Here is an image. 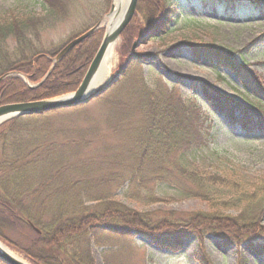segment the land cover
Instances as JSON below:
<instances>
[{"label":"trees","instance_id":"obj_1","mask_svg":"<svg viewBox=\"0 0 264 264\" xmlns=\"http://www.w3.org/2000/svg\"><path fill=\"white\" fill-rule=\"evenodd\" d=\"M56 2L43 0L45 14L40 18L27 15L0 20V76L17 72L38 83L49 71L52 57L61 48L38 50L32 36L35 29L56 20ZM204 6L218 17L228 7L234 8L228 12L233 19L264 15V0H138L132 20L120 35L126 49L130 48L128 55L133 41L155 22V33H161L171 24L175 27L180 19L193 20L191 7L198 11ZM93 35L69 50L35 87L27 88L17 76L4 78L0 82V105L75 90L97 50L99 42ZM192 49L197 59L212 65L216 72L221 67L230 72L241 86L242 93L234 88L235 93L247 104L199 81H193L196 85L190 90L200 83L202 99L222 114L227 125L264 134V86L247 68L244 56L207 44H192ZM133 55L131 62L142 59L134 51ZM145 86L143 81L142 94L133 97L135 101L126 98L128 101L121 100L122 104L113 105L109 111L112 132L125 133L130 140L126 138L123 150L112 148L103 158L105 169L98 179L102 183L90 177L87 167L72 166L63 151L51 148L52 136L69 131L41 122L50 113L19 116L0 125L1 241L32 264H94L91 244L102 248L103 264H114L126 249L134 247L135 236L175 251L189 238L201 248L207 236L226 234L223 242L240 241L264 256V180L245 176L229 161L227 150H223L220 165L199 167L196 159L205 149L217 157V148L210 147L213 125L200 124L188 113L178 115L165 106V95H169L166 88L156 93ZM191 95V99L198 97ZM163 186L180 198L204 201L209 209L186 216L159 215L136 211L112 198L124 187L127 198L154 203L161 200L158 189ZM236 207L239 211H232ZM199 260L207 264L203 258Z\"/></svg>","mask_w":264,"mask_h":264},{"label":"rangeland","instance_id":"obj_2","mask_svg":"<svg viewBox=\"0 0 264 264\" xmlns=\"http://www.w3.org/2000/svg\"><path fill=\"white\" fill-rule=\"evenodd\" d=\"M42 1L0 0V20L2 22L12 16L22 18L27 15L40 18L45 14ZM60 3H63L62 8L59 7ZM111 4L113 0H62L61 2L57 0L55 10L58 9L59 12L56 20L47 27L35 29L36 32L32 36L35 48L45 52L54 51L100 22L99 28L93 35L99 46L106 29L101 23L110 14ZM233 11V7H228L223 10V16L218 17L215 11L205 6L198 11L191 7L189 12L193 20L180 19L175 27L171 24L161 33H155L158 22L151 25L143 32L146 38L134 49V53L142 59L139 60L140 62H131L115 85L85 105L55 111L42 118L41 122L48 124L50 128H63L69 131L66 135L52 136L49 139L51 148L55 151H63L72 166L87 167L90 170V177L97 179L96 183H102L99 180L103 177V169H105L103 158L112 152V148L116 151L123 150L125 148L123 144L127 143L126 138L129 139L125 133L118 135L112 132L108 122L109 111L113 105L122 104L121 100L128 101L126 98L132 97L135 101L133 97L142 94L144 81L147 88L156 93L167 89L169 95H165L167 104L165 106L173 112L178 115L188 113L192 118H197L199 123L213 125L211 132L214 137L210 147L217 148V157L212 156L210 150L205 149L202 156L196 159L199 167L207 168L209 163L220 165L224 160L223 150H227L230 153L227 155L229 161L243 171L245 176L254 180H264V134L227 125L222 114L202 99L198 87L200 83L212 85L222 95L238 98L247 104L235 94L234 88H239L240 91V85L233 75L222 67L216 72L212 69V65L197 59L192 44L218 46L244 56L247 68L260 78L264 86V45L259 40L261 37L264 39V15L233 19L230 16ZM137 19L141 22L139 14ZM11 41L8 43L11 44ZM126 46L124 37L120 36L113 49L109 76L120 68L126 59L130 50V48L126 49ZM144 57L148 61H144ZM48 74L49 71L40 81H43ZM19 79L27 88L35 87L40 83V81L32 83L23 75H20ZM193 81L200 83L191 91V86L196 85ZM191 94H196L198 97L191 99L193 96ZM132 100L130 102L133 103ZM255 103L258 104L257 101H252V104ZM136 118L137 116L133 117L134 120ZM66 139L70 141L66 142ZM1 148H3L2 142H0V153ZM72 171L75 169L72 168ZM124 190V187L119 189L112 198L139 212L186 216L191 212L209 209L206 202L197 198H180L165 186L158 189L161 200L154 203L129 199L124 195ZM239 207L233 208L232 211L238 212ZM261 224L264 226V212ZM13 235L16 236L14 233ZM224 235L226 236V234L207 236L202 241L201 248L195 239L189 238L175 251L153 245L135 236L134 247L126 249L114 264H201L199 257L207 264H264L263 255L256 254L240 241L223 242ZM0 242L20 258L27 260L5 242L1 240ZM101 249L91 244L94 264H103Z\"/></svg>","mask_w":264,"mask_h":264},{"label":"water","instance_id":"obj_3","mask_svg":"<svg viewBox=\"0 0 264 264\" xmlns=\"http://www.w3.org/2000/svg\"><path fill=\"white\" fill-rule=\"evenodd\" d=\"M138 0H127L122 10L118 13L115 23L109 28L105 29L100 44L85 71L83 78L76 89L70 93L38 100H30L24 102H11L0 105V124L9 119L19 116H32L43 115L45 113L54 112L57 110H63L68 108H74L87 104L91 100L99 97L105 91H107L113 84H115L120 77L126 72L129 64L131 63L134 55V49L146 38V35L141 34L136 38L131 45V52L125 59L124 63L118 68L107 80L98 86L93 87L92 82L97 75V72L103 62L104 56L108 48L120 37V34L125 27L132 20ZM113 10V4H111L110 13ZM108 16V15H107ZM100 22L95 24L85 32L75 36L70 41L64 44V46L54 56L53 64L51 68L72 48H74L81 41L86 39L90 34L99 28ZM15 72H10L0 76V82L9 75H16ZM31 87V86H30ZM0 263L1 264H31L27 260L20 258L19 256L12 255L7 251L6 247L0 242Z\"/></svg>","mask_w":264,"mask_h":264},{"label":"bare ground","instance_id":"obj_4","mask_svg":"<svg viewBox=\"0 0 264 264\" xmlns=\"http://www.w3.org/2000/svg\"><path fill=\"white\" fill-rule=\"evenodd\" d=\"M127 0H113V10L112 12L107 16V18L101 23L104 27L109 28L115 23V20L117 18L118 13L122 10ZM116 44V41L108 48L103 62L97 72V75L95 76L92 86H98L101 83L105 82L107 78L109 77V69L112 64L113 60V49ZM7 251H9L12 255L18 256L12 251H10L8 248H6Z\"/></svg>","mask_w":264,"mask_h":264}]
</instances>
